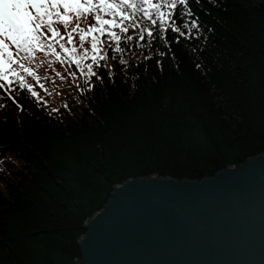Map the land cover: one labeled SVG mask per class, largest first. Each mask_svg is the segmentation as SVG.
Instances as JSON below:
<instances>
[{"label": "trees", "instance_id": "obj_1", "mask_svg": "<svg viewBox=\"0 0 264 264\" xmlns=\"http://www.w3.org/2000/svg\"><path fill=\"white\" fill-rule=\"evenodd\" d=\"M201 2L208 14L193 10L213 29L201 70L177 45L176 62L157 67L130 32L124 63L101 61L91 77L90 57L77 68L38 55V81L21 75L42 104L17 85L0 90V264H76L84 223L115 186L199 182L264 154V0Z\"/></svg>", "mask_w": 264, "mask_h": 264}, {"label": "water", "instance_id": "obj_2", "mask_svg": "<svg viewBox=\"0 0 264 264\" xmlns=\"http://www.w3.org/2000/svg\"><path fill=\"white\" fill-rule=\"evenodd\" d=\"M84 229L76 264H264V154L199 182L129 179Z\"/></svg>", "mask_w": 264, "mask_h": 264}, {"label": "snow or ice", "instance_id": "obj_3", "mask_svg": "<svg viewBox=\"0 0 264 264\" xmlns=\"http://www.w3.org/2000/svg\"><path fill=\"white\" fill-rule=\"evenodd\" d=\"M194 2L208 14L201 0ZM207 3L215 7L218 0ZM89 16L94 22L81 27V21ZM205 27L193 10L192 0H0V90L12 92L17 85L24 90L25 98L30 94L42 104L37 91L25 84L21 75L26 73L38 81L28 66L38 55L43 59L54 56L77 68L90 57L91 63L85 67L91 77L96 75L93 66L103 69L101 61L111 58L124 63L121 54L134 40L130 32H135L137 45L157 54V67H162L165 58L176 62L172 46L177 45L201 70L197 58L213 31L209 27L205 32ZM85 44L90 47L85 48Z\"/></svg>", "mask_w": 264, "mask_h": 264}]
</instances>
